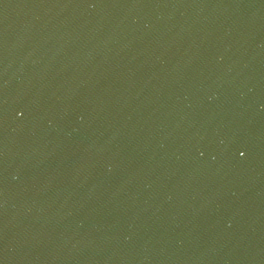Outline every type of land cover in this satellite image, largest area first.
I'll return each instance as SVG.
<instances>
[{
  "label": "water",
  "instance_id": "95a60500",
  "mask_svg": "<svg viewBox=\"0 0 264 264\" xmlns=\"http://www.w3.org/2000/svg\"><path fill=\"white\" fill-rule=\"evenodd\" d=\"M0 264H264V0H0Z\"/></svg>",
  "mask_w": 264,
  "mask_h": 264
}]
</instances>
